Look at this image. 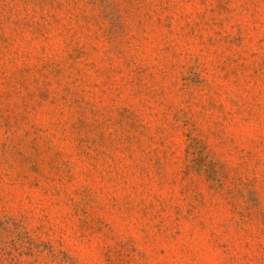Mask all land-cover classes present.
Here are the masks:
<instances>
[{
    "label": "rangeland",
    "instance_id": "374dc122",
    "mask_svg": "<svg viewBox=\"0 0 264 264\" xmlns=\"http://www.w3.org/2000/svg\"><path fill=\"white\" fill-rule=\"evenodd\" d=\"M0 264H264V0H0Z\"/></svg>",
    "mask_w": 264,
    "mask_h": 264
}]
</instances>
